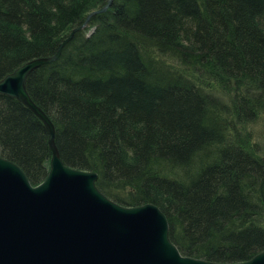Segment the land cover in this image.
Returning <instances> with one entry per match:
<instances>
[{"label":"trees","instance_id":"trees-1","mask_svg":"<svg viewBox=\"0 0 264 264\" xmlns=\"http://www.w3.org/2000/svg\"><path fill=\"white\" fill-rule=\"evenodd\" d=\"M106 0H0V79L53 55ZM61 163L123 207L152 204L183 257L236 264L264 250V0H112L26 78ZM238 130L239 135H236ZM46 132L0 95V158L31 186Z\"/></svg>","mask_w":264,"mask_h":264},{"label":"water","instance_id":"water-1","mask_svg":"<svg viewBox=\"0 0 264 264\" xmlns=\"http://www.w3.org/2000/svg\"><path fill=\"white\" fill-rule=\"evenodd\" d=\"M111 2L88 13L53 55L29 60L0 79V95L19 102L43 125L50 153L48 172L36 186L0 158V264H219L181 256L152 204L117 205L95 188L96 174L65 167L50 120L25 90L27 76L56 61L73 34ZM236 264H264V250Z\"/></svg>","mask_w":264,"mask_h":264},{"label":"rangeland","instance_id":"rangeland-1","mask_svg":"<svg viewBox=\"0 0 264 264\" xmlns=\"http://www.w3.org/2000/svg\"><path fill=\"white\" fill-rule=\"evenodd\" d=\"M243 128L244 132L249 135L251 142L261 143L264 141V117L257 116L246 123ZM236 135H239L238 130H236Z\"/></svg>","mask_w":264,"mask_h":264}]
</instances>
